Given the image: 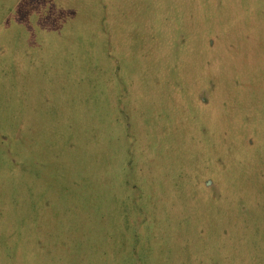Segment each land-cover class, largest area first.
Masks as SVG:
<instances>
[{
    "label": "rangeland",
    "instance_id": "rangeland-1",
    "mask_svg": "<svg viewBox=\"0 0 264 264\" xmlns=\"http://www.w3.org/2000/svg\"><path fill=\"white\" fill-rule=\"evenodd\" d=\"M0 264H264V0H0Z\"/></svg>",
    "mask_w": 264,
    "mask_h": 264
}]
</instances>
